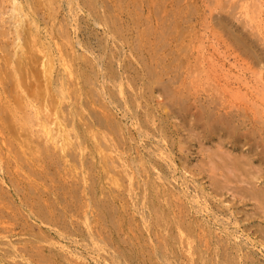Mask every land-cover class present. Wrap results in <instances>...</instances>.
Here are the masks:
<instances>
[{
	"label": "rangeland",
	"instance_id": "obj_1",
	"mask_svg": "<svg viewBox=\"0 0 264 264\" xmlns=\"http://www.w3.org/2000/svg\"><path fill=\"white\" fill-rule=\"evenodd\" d=\"M18 1L0 0V264H264L233 214L254 201L223 195L208 158L236 111L219 82L264 57V0Z\"/></svg>",
	"mask_w": 264,
	"mask_h": 264
},
{
	"label": "bare ground",
	"instance_id": "obj_2",
	"mask_svg": "<svg viewBox=\"0 0 264 264\" xmlns=\"http://www.w3.org/2000/svg\"><path fill=\"white\" fill-rule=\"evenodd\" d=\"M7 1V0H6ZM240 1V0H239ZM242 1V0H241ZM258 1V0H257ZM256 1V2H257ZM40 2V1H39ZM208 2V1H207ZM233 2V1H232ZM236 2V1H235ZM248 2V1H247ZM6 3V2H5ZM11 3V4H10ZM259 3V2H258ZM257 3V4H258ZM10 5H12V11L16 12L18 10H21V4L18 0H9ZM39 4V3H38ZM233 4V3H232ZM236 4V3H234ZM238 6L241 7V4H237ZM243 5V4H242ZM260 5V4H259ZM247 6V5H246ZM250 6V5H249ZM257 6V5H256ZM237 7V6H236ZM253 7V6H252ZM235 8V7H234ZM239 8V7H238ZM260 8V7H259ZM233 9V8H232ZM246 9V8H245ZM238 9H236L237 11ZM249 10V9H248ZM251 10V9H250ZM21 12V11H20ZM212 12V11H210ZM209 12V13H210ZM260 12V11H259ZM235 13V10H234ZM244 13V12H243ZM249 13V12H248ZM14 14V13H13ZM212 14V13H211ZM209 14V15H211ZM231 14V13H230ZM250 14V13H249ZM255 14V13H254ZM243 15V14H242ZM245 15V14H244ZM259 15V13H258ZM257 15V16H258ZM253 16V15H252ZM232 17V16H231ZM239 17V16H238ZM256 17V16H255ZM9 18V17H8ZM240 18V17H239ZM262 18V17H261ZM260 18V19H261ZM227 19V17H226ZM225 19V20H226ZM242 19V18H241ZM252 19V18H250ZM11 20V19H10ZM13 20V19H12ZM11 20V21H12ZM229 20V18H228ZM246 20V18H245ZM258 20V19H257ZM241 21V20H240ZM239 21V22H240ZM249 21V20H248ZM254 21H256V19H254ZM19 22V21H18ZM27 22V21H25ZM242 22V21H241ZM222 23V22H220ZM244 23V22H242ZM260 23V21H259ZM17 24V23H15ZM216 24V23H215ZM225 24V23H224ZM223 24V25H224ZM241 24V23H240ZM245 24V23H244ZM236 25V24H235ZM243 25V24H242ZM207 26V25H206ZM220 26V25H219ZM229 26V25H228ZM227 26V27H228ZM19 27V26H18ZM241 27V26H240ZM257 27V26H256ZM226 28V27H223ZM221 28V29H223ZM234 28V27H233ZM239 29V28H238ZM244 29V28H243ZM249 29V27L247 28ZM259 29V28H258ZM206 30V29H205ZM231 30V29H230ZM260 30V29H259ZM30 31V30H29ZM249 31V30H248ZM252 31V30H251ZM254 31V30H253ZM261 31V30H260ZM38 33V32H37ZM205 33V31H204ZM5 34V33H4ZM212 34V33H211ZM49 35V34H48ZM232 35V34H231ZM251 35V34H250ZM249 35V36H250ZM261 35V34H260ZM6 36V35H5ZM32 36V35H31ZM39 36V35H37ZM205 36V35H204ZM214 36V35H213ZM236 36V34H235ZM239 36V35H238ZM246 36V35H245ZM257 36V35H256ZM237 37V36H236ZM4 38V37H3ZM22 38V37H21ZM38 38V37H36ZM233 38V37H232ZM23 41L25 40L24 38H22ZM201 39V38H200ZM234 39V38H233ZM262 39V38H260ZM20 40V39H19ZM242 40V39H241ZM240 40V41H241ZM17 41V40H16ZM263 41H264V33H263ZM34 42V41H33ZM12 43V42H11ZM16 43V42H15ZM244 44V43H243ZM242 44V45H243ZM260 44V43H259ZM5 45V44H4ZM13 45V44H12ZM19 45V44H18ZM188 45V44H187ZM192 45V44H191ZM237 45V44H236ZM245 45V44H244ZM254 45V44H253ZM256 45V44H255ZM264 45V43H263ZM193 46V45H192ZM199 46V45H198ZM247 46V45H245ZM16 47V46H15ZM18 47V46H17ZM186 47V46H185ZM9 48V47H8ZM246 48V47H245ZM251 48V47H250ZM260 48V47H259ZM11 49V48H10ZM230 49V48H229ZM264 49V48H262ZM30 50V49H29ZM199 50V49H198ZM252 50V49H251ZM3 51H5L3 49ZM197 51V49H196ZM2 52V50H1ZM21 52V51H20ZM254 52V51H253ZM252 52L253 56L252 59L254 57V53ZM16 54V53H15ZM20 54V53H19ZM22 54V52H21ZM198 54V53H196ZM255 57L256 59L252 60L254 67H250L249 64L244 66H240V69L243 72V75H241L240 77L237 76L235 77L233 80H235V84L238 85V88H235V86L233 87V84L229 83H225L220 85L219 82V96L223 95L224 102L228 108H235L234 110L236 111H232L229 112L230 110L228 109L227 112H225V116L220 114V118L219 120L216 119L217 123L210 125L212 122H216L214 121V115H217L216 113H212L211 110H206L208 111V115H211V120L210 121V125L212 128H214V130H212L211 128V132L214 131L215 135H218L217 141H218V145L220 147L217 148L218 150L213 151V154L211 152L210 154V160H209V170L211 172H213V174L219 175L222 177V179H219L217 176H213L211 178V180L213 179V182L215 184V186L217 188H219L222 192L223 195H226V193H224V191H232L236 192V194H238V196L240 197V199L243 202H247V201H254L255 203V208L254 211L252 213H248L246 211V213H244V211H235L233 212V214L237 217V219L242 215L243 218H246L244 221H247V225L245 226V230H251L252 235H264V57L259 54V53H255ZM4 55V54H3ZM33 55V54H32ZM36 55V54H35ZM37 58H39V60L42 59V61H47L49 60V56L47 53H45L43 50L39 51L38 50V54H37ZM16 56V55H15ZM18 56V55H17ZM189 56V55H188ZM200 56V55H199ZM202 56V55H201ZM2 57V56H1ZM20 57V56H19ZM82 57V56H81ZM10 58V57H9ZM41 58V59H40ZM23 59V58H22ZM189 59V58H188ZM198 59V57H197ZM4 60V59H3ZM19 60V58H18ZM200 60V59H199ZM238 60V59H237ZM33 61V60H32ZM37 61V60H36ZM251 61V62H252ZM63 62V61H62ZM186 62V61H185ZM240 62V60H239ZM7 63V62H6ZM23 63V62H22ZM43 63V62H42ZM183 63V61H182ZM255 63V64H254ZM9 64V63H7ZM32 64V63H31ZM198 64V63H197ZM10 65V64H9ZM45 67L47 65H45V63L43 64ZM196 65V63H195ZM31 65H29L30 67ZM237 66V65H236ZM9 67V66H7ZM41 67V65H40ZM43 67V66H42ZM41 67V68H42ZM48 67V66H47ZM46 67V68H47ZM65 67V65H64ZM180 67V66H178ZM177 67V68H178ZM191 67V66H190ZM226 67V66H225ZM23 68V67H22ZM41 68H39L41 70ZM192 68V67H191ZM196 68V67H194ZM198 68V67H197ZM202 68V67H201ZM227 68V67H226ZM31 69V68H30ZM181 69V68H180ZM225 69V68H224ZM238 69V67H237ZM27 70V69H26ZM195 70V69H194ZM19 71V70H18ZM28 71V70H27ZM46 71V70H45ZM178 71V70H177ZM192 71V70H191ZM200 71V69H199ZM221 71V70H220ZM26 72V71H25ZM43 72V71H42ZM41 72V73H42ZM175 73V72H173ZM203 73V72H202ZM250 73V76L252 77V81H249V79L247 78L248 75ZM20 74V73H19ZM18 74V75H19ZM50 74V72H49ZM177 74V73H176ZM181 74V73H180ZM179 74V75H180ZM9 75V74H8ZM33 75V74H32ZM43 75V74H42ZM48 75V74H47ZM173 75V74H172ZM192 75V74H191ZM201 76V74H199ZM207 75V74H206ZM223 75V74H222ZM5 76V75H4ZM14 76V75H13ZM49 76V75H48ZM51 76V74H50ZM199 76V77H200ZM226 76V75H225ZM225 76H223L225 78ZM2 77V76H1ZM26 78V75L24 76ZM22 77V78H24ZM32 78V77H31ZM41 78V77H40ZM184 78V77H183ZM190 78V77H189ZM206 78H208L206 76ZM215 78V77H214ZM213 78V79H214ZM18 79V78H16ZM38 79V78H37ZM42 79V78H41ZM179 79V78H178ZM194 79V78H193ZM204 79V78H203ZM216 79V78H215ZM226 79V78H225ZM228 80H230L229 78H227ZM26 80V79H25ZM20 81V80H19ZM50 81V80H49ZM190 81V80H189ZM188 81V82H189ZM211 81V80H210ZM2 82V81H1ZM17 82V81H15ZM42 82V81H39ZM177 82V81H176ZM199 82V81H198ZM214 82V81H213ZM217 82V83H218ZM30 83V82H28ZM193 83V82H192ZM205 83V82H204ZM37 84V83H36ZM185 84V82L183 83ZM202 84V83H201ZM214 84V83H213ZM212 84V85H213ZM15 85V84H14ZM43 85V84H42ZM194 85V84H193ZM191 86V85H190ZM3 87V86H2ZM34 87V86H31ZM204 87V86H203ZM210 87V86H208ZM214 87V85H213ZM44 88V85H43ZM187 88V87H186ZM192 88V86H191ZM207 88V87H206ZM3 89V88H2ZM183 89V88H182ZM195 90H197V88H194ZM199 89V87H198ZM204 89V88H203ZM213 89V88H212ZM241 89V90H240ZM242 89L247 90V92L244 94L241 93ZM48 90V89H47ZM46 90V91H47ZM184 90V89H183ZM14 91V89H13ZM17 91V90H16ZM38 91V90H37ZM43 91V90H42ZM198 91V90H197ZM4 92V91H3ZM30 92V91H28ZM176 92V91H175ZM1 93V92H0ZM198 93V92H197ZM212 93V92H211ZM17 94V93H16ZM46 94V93H45ZM179 94V93H178ZM194 94V93H193ZM215 94V93H214ZM2 95V94H1ZM0 95V96H1ZM47 95V94H46ZM213 95V94H212ZM196 96V95H195ZM211 96V95H210ZM215 96V95H214ZM220 96V97H221ZM225 96V97H224ZM2 97V96H1ZM0 97V98H1ZM4 97V96H3ZM212 97V96H211ZM217 97V96H216ZM230 97V98H229ZM26 98V97H25ZM206 98V97H205ZM166 99V98H165ZM183 99V98H182ZM186 99V98H185ZM189 99V98H188ZM208 100V98H206ZM218 99V98H216ZM214 100L215 103L217 100ZM222 99V98H221ZM2 100V99H1ZM178 100V99H176ZM4 102L5 98L2 100ZM18 101V100H17ZM162 102V101H161ZM210 102V101H209ZM8 103V102H7ZM176 103V102H175ZM218 103H220L218 101ZM217 103V104H218ZM238 103L240 105H238ZM242 103V104H241ZM208 104V103H207ZM211 104H214L211 103ZM24 105V104H22ZM191 105V104H190ZM221 105V104H220ZM225 105V106H226ZM25 109H27L26 107H29L30 105H24ZM32 107H34L33 105H31ZM30 106V108H31ZM217 106V105H216ZM224 106V107H225ZM23 107V106H22ZM205 107V106H204ZM223 107V108H224ZM5 108V107H4ZM11 108V107H10ZM9 108V109H10ZM222 108V105H221ZM220 108V109H221ZM222 108V109H223ZM12 109V108H11ZM10 109V110H11ZM204 109V108H203ZM15 110V109H14ZM24 110V109H23ZM33 110V109H32ZM174 110V109H173ZM187 110V109H186ZM12 111V110H11ZM171 111V110H170ZM204 111V110H203ZM219 111V110H218ZM24 112H26V110H24ZM201 112V111H199ZM223 112V111H222ZM28 113V112H26ZM48 113V112H47ZM171 113V112H170ZM198 113V112H197ZM212 113V114H211ZM220 113V112H219ZM30 114V115H29ZM29 114H26V116L31 117V113L29 112ZM204 113H202L203 115ZM14 115V114H13ZM53 115V114H52ZM23 116V115H22ZM34 116H38V114H35ZM54 116V115H53ZM201 116V115H200ZM15 117V116H13ZM198 117L195 116V118ZM38 118V117H37ZM203 118V116L201 117ZM209 118V117H207ZM182 119V118H181ZM52 120V121H51ZM57 120V119H56ZM175 120V119H174ZM194 120V119H193ZM192 120V122H193ZM196 120V119H195ZM198 120V119H197ZM208 120V119H207ZM210 120V119H209ZM55 120H53V118L48 117L45 121H43L42 125L44 127V130H46V134L47 137L49 138H45L48 139L50 143H52L53 145H58L60 143V141L62 140H67L65 139L67 135H65L64 133H62V131L57 130V132H51V129H49V126L52 125H56V122H53ZM18 122V121H17ZM176 122V121H175ZM195 122V121H194ZM202 122V121H201ZM207 122V121H206ZM209 122V121H208ZM206 125V124H205ZM37 126H39L37 124ZM208 126V127H210ZM250 126V128L248 129V127ZM203 127V126H202ZM43 128V127H42ZM56 129V128H55ZM210 129V128H209ZM54 131V130H53ZM56 131V130H55ZM189 131V129H188ZM187 131V132H188ZM199 131V130H198ZM186 133V132H185ZM191 133V132H190ZM197 133V132H196ZM213 133V132H212ZM42 134V133H41ZM44 134V133H43ZM211 134V133H210ZM65 135V136H64ZM182 135V134H181ZM194 135V134H193ZM208 135V134H207ZM212 135V134H211ZM65 137V138H64ZM193 137V136H192ZM195 137V136H194ZM203 138V137H202ZM209 138V136H208ZM45 139V140H46ZM44 140V139H43ZM185 141V140H184ZM216 141V142H217ZM199 143V142H198ZM213 143V142H212ZM215 143V142H214ZM228 143L231 144V147H227ZM191 145V144H190ZM202 145V144H201ZM246 146H248V148L246 150H243L242 148H245ZM189 148V147H188ZM190 150V149H189ZM208 151V150H207ZM220 152V153H219ZM214 155V156H213ZM212 157V158H211ZM215 157H218L217 160ZM203 161V160H202ZM211 164V165H210ZM208 167V166H207ZM204 170V169H203ZM206 170V169H205ZM204 170V171H205ZM192 176V175H191ZM220 177V178H221ZM219 181H216L218 180ZM209 181V180H208ZM222 181V182H221ZM220 183L218 186L217 184ZM212 183V184H213ZM211 184V185H212ZM214 186V187H215ZM213 187V186H212ZM218 191V189H217ZM233 194V196H234ZM220 195V194H219ZM240 200V201H241ZM235 201V200H234ZM236 203V202H235ZM231 204V203H230ZM226 205V203H225ZM234 205V204H233ZM230 206V205H229ZM229 208V207H228ZM232 208V207H231ZM229 210V209H228ZM246 210V209H245ZM228 212V211H227ZM232 216V215H231ZM241 216V218H242ZM235 217V218H236ZM231 218V217H230ZM240 218V219H241ZM259 220L260 225L257 226V229L253 228V224H251L254 220ZM242 220V219H241ZM257 220V221H258ZM239 222V221H238ZM236 222V225L237 223ZM241 222V221H240ZM245 222H242L241 224H244ZM246 224V223H245ZM257 224V223H256ZM238 226V225H237ZM241 235V234H240ZM248 243V242H247ZM238 245V244H237ZM245 246V245H244ZM245 248V247H244ZM259 250V249H258ZM230 254V253H229ZM237 257V256H236ZM240 258V257H239ZM235 263V262H234Z\"/></svg>",
	"mask_w": 264,
	"mask_h": 264
}]
</instances>
